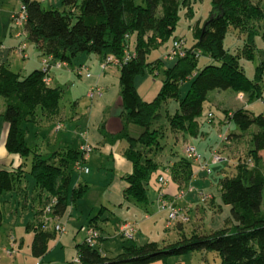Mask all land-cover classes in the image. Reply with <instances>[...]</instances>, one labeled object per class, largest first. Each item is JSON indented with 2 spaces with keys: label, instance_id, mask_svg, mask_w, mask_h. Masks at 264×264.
Masks as SVG:
<instances>
[{
  "label": "trees",
  "instance_id": "obj_1",
  "mask_svg": "<svg viewBox=\"0 0 264 264\" xmlns=\"http://www.w3.org/2000/svg\"><path fill=\"white\" fill-rule=\"evenodd\" d=\"M62 1L63 7L59 8L46 7L42 0H22L27 6L26 31L44 54L58 61L71 62L82 52H96L103 59L113 55L120 60L117 65L120 68L119 103L123 108V127L117 135L128 140L125 154L133 162V170L125 175L128 181L125 197L143 204L149 202L148 185L160 169L168 172L181 189L189 187L195 173L193 157L185 152L168 165L156 159V154L165 148L162 119L165 116L174 131L196 135L199 124L207 120L211 89L244 91L249 101L263 96L264 61L256 66L255 77L250 78L240 58L242 54L250 58L255 56L256 34L263 25L264 0H213L210 16L221 8L220 16L205 30L203 26L195 27L194 46L186 47L185 55L164 66L163 85L152 100H146L140 94L136 77L147 71L154 73L166 64L164 57L149 60L148 55L173 33L180 0ZM230 26L246 33L244 42L234 51L224 44ZM133 34H136L135 50L131 51ZM198 49L212 59L200 69ZM46 74L47 70L40 68L21 74L7 64L0 65V95L6 98L2 116L9 123L6 147L23 158L32 154L30 173L35 179L36 195L41 200L39 220L28 225L34 229L32 252L36 256L48 251L49 241L58 231L48 227L47 223L62 217L69 201H78L90 189L87 182H78L71 189L74 166L85 161L81 147L67 146L43 155L26 139L27 122H37L44 116L61 112L64 88L50 85ZM189 77L191 84L181 96V83ZM170 99L179 101L175 112L169 109ZM214 112L211 122L235 124V127L229 125V130L224 132V146L230 143L229 140H240L250 130L251 145L243 147V151L235 156L233 166L236 170L231 174L226 171L218 182L222 201L230 205L231 215L227 219L234 223L212 228L209 232L200 231L197 226L187 233L186 220L178 219V239L163 245L158 240L141 243L132 239L112 256L96 244L104 238L100 220H106L102 217L106 206H102L98 213L89 216L86 224L98 230L95 243L86 238L78 242L79 260L70 264H148L165 260L169 255L200 249L216 250L221 256L220 264H264V111L256 113L240 106L231 113L225 112L220 119L215 109ZM131 124L140 126L141 131L133 134ZM25 165L24 160L16 167L0 168V201L7 190L27 192V186L23 184ZM54 197L55 202H52ZM48 204L52 207L49 212L46 211ZM1 220L0 206V223Z\"/></svg>",
  "mask_w": 264,
  "mask_h": 264
},
{
  "label": "rangeland",
  "instance_id": "obj_2",
  "mask_svg": "<svg viewBox=\"0 0 264 264\" xmlns=\"http://www.w3.org/2000/svg\"><path fill=\"white\" fill-rule=\"evenodd\" d=\"M54 1V3H52ZM42 0V4L46 7H53V5H57L55 0ZM3 5L5 8H8L10 10L19 11L21 9V0H2ZM180 8L178 11V18L177 23L175 26V29L173 33L170 35V37L162 44H160L158 47H154L148 55L149 60H154L159 57H164V54L168 51V49L173 45V42L175 38H182L185 39V47H191L194 46V42L196 40L195 36V27L196 26H203L207 18L210 16V13L213 9L214 2L213 0H190L189 3L184 2V0H180ZM60 4V3H59ZM15 20V19H14ZM262 27L260 28L259 33L256 34V48L254 57H246L245 55H241V63L244 67L245 72L247 75L251 78L255 77L256 74V66L261 62L264 61V18L262 19ZM246 37L245 32H239L238 29H236L234 26H230L229 30L226 33V36L224 38V44L225 47L230 48L231 51H234L236 46L242 44L244 42V39ZM135 41H136V34H133L131 37V51L135 49ZM185 49V48H184ZM187 49V48H186ZM200 56H199V62H198V69L202 68L205 64H207L209 61H211V57L208 53L198 49ZM83 53V52H82ZM87 54V52H85ZM84 53V54H85ZM81 54V53H80ZM79 54V55H80ZM78 55V57H79ZM170 60H166V64L158 68L155 73H147V76H143L142 80L140 82V91L142 92V96L146 100H152L160 91L163 81H164V66H166ZM94 64L91 63L87 68H84L83 72L78 74V72H74V77H77L78 83L77 88L74 87L73 79L68 77L69 74H64L63 78L60 81V85L64 88V94L61 99V110L63 111V117L65 120H61L63 122V129L61 131H66L68 129H71L72 126H75L77 128V132L75 137L69 140L70 142H74L72 144H78V142L82 139L81 137H87L88 135V118H89V105L92 104V99L87 97L85 94L80 95L81 103L79 106H77L75 102V98L72 96L73 91H84L85 88V81L84 78L88 77L86 76V73L90 71L93 73L95 71ZM72 66L64 65V68L69 69ZM72 69V68H71ZM63 72H61L62 74ZM73 73V72H72ZM191 84V77L189 79L185 80L181 83L180 86V94L181 96H184ZM76 88V89H74ZM80 94V92H79ZM242 95V96H241ZM245 95V94H244ZM0 97H4L0 95ZM208 97L212 103V105H219V107L223 106H230L234 109L237 107L243 106L244 104H247L252 110H255L256 113L264 111V93L263 96L254 100L249 101L248 96H245L243 98V93L240 94V91L235 90L233 88H214L209 91ZM120 94L117 97H114L113 101L111 103L105 104L103 108H101L98 113L95 111L98 116L94 115V117H97L98 119L95 120L92 119V125L91 129L95 130L97 129L100 133H106L107 131H110L112 127H115L117 124L118 118L122 119L121 111L122 107L119 103ZM172 101V102H171ZM179 101L177 99H170L169 104L171 102V109L174 108V103ZM210 101H207V106L211 105ZM214 109V108H213ZM102 112V113H101ZM62 113V112H61ZM101 113V114H99ZM75 116V117H74ZM74 120H73V119ZM71 121V122H70ZM162 122L165 124V136L162 139L163 145L167 150H170L171 148H175L178 144L181 145V142L177 140L176 134L171 130L169 127V123L167 122L166 117L164 116L162 119ZM54 124H56V121H54ZM69 124V128L67 129V126ZM106 124V125H105ZM218 124L211 122L209 120H205V124L203 127H207L209 133L213 131V135L207 138L208 143H212L214 148H209V145L203 148L207 151V159L209 161V165L211 167V172L206 171H199L196 173V175L193 177V190H190L188 187L186 188V194L187 196L184 197L183 200H180L182 205L185 204V206H188L190 202L193 203L190 210H187L186 213L190 216L189 220L185 221V230L187 233L191 232L194 228L198 226V230L203 232H209L213 227H216L217 225H220L223 222H228L229 224H233L234 220L227 219L228 216L231 215L230 205L226 204L222 201L221 192L219 188V180L220 177L227 171L229 174L233 173L236 169L233 166V161L236 159L235 156L239 154V151H243L242 148H246L248 145H251L250 138H249V131L244 133L243 136H241L240 140H233L231 141V147L233 148V151H230V147L226 148L224 146V141L222 137L220 136V133H223L228 131L227 125L217 126ZM46 126V127H45ZM56 127V126H55ZM54 125H44L42 126L43 129H41V136L37 139H34V137L29 134L28 135V142L31 146H37L35 141H38L40 147L39 151L46 155L49 152L53 151L55 148H57L58 144H55V141L58 139V135L60 130H56ZM232 127H235L234 122L232 123ZM255 127V126H253ZM240 130V129H239ZM131 131L133 134H138L141 131V127L133 124L131 127ZM241 131V130H240ZM61 137V135H60ZM203 136H195V140L199 143H201ZM73 140V141H72ZM120 141V140H118ZM178 141V142H177ZM182 141V140H181ZM177 142V143H176ZM86 145V144H85ZM128 145L127 139H122L120 142H114L110 143L109 141H105V143H101L99 148H94L91 152V157L85 162L87 165H89L92 168V172L88 174L86 177L89 180L90 183V189L88 192L84 195L82 198V203L85 206H91L92 202L95 200H99L103 196H112L115 200H118L121 195L115 194V192H112L110 190V185H114L115 181L113 180L112 176V169L108 166H111L107 159V151H105L108 148V151L110 150L111 146L115 148V151L117 153L122 154L123 149ZM215 149H218L220 151V154L224 157H228L227 159H221L219 161H212L210 160V156L212 157V151ZM100 150L104 151V154L100 152ZM119 155V154H118ZM26 161V173L25 177L23 178L24 185H27L30 183L29 190H34V184L35 179L33 175L30 173L31 163H32V154L28 157L24 158ZM101 161H104V163L100 166ZM197 160L194 159V162ZM108 164V166H107ZM1 167V166H0ZM223 167L225 170H223ZM85 171L81 168L75 167L73 169L72 173V187L81 181L82 179V173ZM109 185V187H108ZM201 188L211 190L215 193V200L208 199L202 200V194L198 193L199 190H202ZM197 189V191H196ZM19 192V191H18ZM17 190H7L3 193L2 199L0 201V206L2 210V220L0 223V256L1 254L6 253V248H11V243L14 240L15 237L19 236H25L28 240L34 238V229L29 228L26 229V222H22L24 219L25 221L29 220L30 213L32 212V205L31 203L26 204L24 207L25 199V192H20L18 195ZM200 192V191H199ZM11 194H14L15 196L12 197ZM17 194V195H16ZM28 198V197H27ZM124 198V197H122ZM93 200V201H92ZM124 200V199H123ZM127 200V199H125ZM132 202L134 200H131ZM28 202V201H27ZM69 202H72L70 200ZM134 201L133 204L143 206L140 204V202ZM116 203V204H115ZM108 204V208L104 213L103 218H106L107 216L110 217L112 220V225L109 226L108 229H105L106 232L104 234H107L108 231H112L113 234L116 233L115 236H109L107 238L103 239V242H105L104 249H108L106 252L109 253V255H117L121 250V245L123 243V240L125 239V242L131 241L133 239V236H126L123 235L120 231V226L118 227L117 221L119 220V216L116 215L114 217L113 210L117 214L121 213L124 218H135L136 212H126V208L120 209L121 203L119 201ZM221 203V204H220ZM106 204V203H105ZM101 204L97 207L95 206V210L92 212V215L97 213L99 211ZM18 208V209H16ZM185 208V207H184ZM155 217L150 219L146 224H144L143 229L139 230L138 234H135V238L138 242H144L148 239L152 240H158L161 245L164 243H167L169 241H174L180 237V231L175 226L177 219H174L171 224V228L167 229L166 223L168 217L166 216V211L168 210L164 209V212H157L156 208L151 209ZM76 212H79L80 214H77ZM88 212V211H87ZM36 215V214H35ZM18 217V219L21 221L22 225L16 226L14 221ZM35 218V217H34ZM33 218V219H34ZM88 218L87 213H81L80 210H77L75 208V213L71 216V221H78V224L81 226L82 224H86ZM36 221V219L34 220ZM105 221V220H104ZM103 220H100V223L102 224ZM104 227H106V224H103ZM83 230L85 231V226L83 227ZM119 230V232H118ZM86 232V231H85ZM130 238V239H129ZM101 240H98L96 244L101 247L100 244ZM102 249V250H104ZM104 251V252H105ZM5 256H3L4 258ZM221 262V256L216 250H192L180 254H173L169 255L167 259H159L156 261H153L148 264H220Z\"/></svg>",
  "mask_w": 264,
  "mask_h": 264
},
{
  "label": "crops",
  "instance_id": "obj_3",
  "mask_svg": "<svg viewBox=\"0 0 264 264\" xmlns=\"http://www.w3.org/2000/svg\"><path fill=\"white\" fill-rule=\"evenodd\" d=\"M53 1V0H52ZM57 5H53L54 7H63V1L62 0H55ZM54 3V1L52 2ZM60 3V4H59ZM21 5H22V0H21ZM17 11L15 10H10L8 8H5L3 5L2 0H0V65L1 64H7L11 69L18 71L21 74H27L33 69H44V64L43 60L48 56L43 53L41 48L32 40L29 39L26 27H25V22H18L14 20V13ZM131 49V45H130ZM135 49H133L134 51ZM83 52L73 58L71 62H66L63 61L61 62L60 65L57 63L59 62L58 60H55L51 55L49 57L51 66L47 70L46 78L47 82L52 85V86H62L60 85V81L63 78L64 74H69L68 77L73 79V84L74 87L77 88V83L78 80L77 77H74V72H78L80 74V67L85 66L88 67L91 63H93L95 67V71L91 73L90 76L85 77L84 81L86 83L84 91H73L72 96L75 98V104L77 106L80 105L81 100H80V95L85 94L87 97L92 99V104L89 105V111H90V116L88 118V135L87 137H81L82 139L78 142V144H72L74 142H70L72 138L75 137L77 132V128L75 126H72L71 129H68L70 126L68 124L66 131H61L63 128V122L61 120H65L63 117V111L57 115H51V116H44L41 120H38L37 122H27L26 126L27 131H26V139L28 141V135L31 134L34 139H37L41 136V129L42 126L44 125H49L52 123L54 125L56 130H60L61 133L58 135L57 141H55V144H58L56 149L59 148H65L67 146H72V147H82L85 144H89L92 146V150L90 151V155L88 159L91 157V152L93 151L94 148H99L100 144L105 141H109L111 144L114 142H120L124 138L118 137L119 131H121L123 127V121L121 118H118L117 124L115 127H112L110 131H107L106 133H100L97 129L92 130L91 125H92V119L94 118L97 120V117H94V115L98 116V111L103 108L105 104L111 103L114 99V97L119 96L120 94V68L118 65L111 64L106 68H103L102 63H103V56L100 55L99 53L96 52H87V54ZM173 61V60H172ZM169 61V64H171ZM64 65L72 66L69 69L64 68ZM156 71V70H155ZM61 72H63L61 74ZM73 72V73H72ZM76 72V73H77ZM147 73H153L151 71H147L144 74L138 75L136 77V85L138 87V90L140 94L142 95V92L140 91V82L142 80L143 76H147ZM155 73V72H154ZM247 74V73H246ZM87 76V75H86ZM251 78V77H250ZM63 87V86H62ZM74 88V89H76ZM94 92L92 93V91ZM80 92V94H79ZM243 93V98L245 96H248L244 91H240V94ZM245 94V95H244ZM120 99V98H119ZM210 101V99H209ZM120 102V100H119ZM172 102V101H171ZM171 102L169 104V109L171 112H175L178 107L179 103L176 101L174 103V108L171 109ZM211 103V101H210ZM6 106V98L5 97H0V166L1 167H16L20 165L23 161L24 158L16 152H10L7 147H6V138L8 134V129H9V123L4 120L2 113L5 109ZM243 106H246L250 108L247 104H244ZM215 109L217 118H223L225 116V112L231 113L234 108L230 106H223L219 107V105H208V109ZM96 109V112L93 111ZM251 109V108H250ZM252 110V109H251ZM255 111V110H253ZM256 112V111H255ZM102 113V112H101ZM99 113V114H101ZM75 117V116H74ZM73 119V118H72ZM74 120V119H73ZM54 121H56V124H54ZM71 122V121H70ZM205 123L199 124V128L197 131L196 135H193L188 132H177L172 130L177 137V140L181 142V145L179 146L178 144L176 145L175 148H172L170 150H167L166 148H163V150L159 151L156 154V159L160 160L163 162V164H169L173 162L175 159L178 158V155L184 154L185 153V147L187 143L189 142H195L199 151L202 153V158L201 159H196L197 161L194 162V169L195 173L193 177L196 175L197 172L199 171H208L207 167L209 165V161L207 159V151L206 149L204 150L203 148L209 145V148H214L212 143H208L207 138L212 136L213 131L209 133L207 127H203ZM216 124V123H215ZM218 124V123H217ZM220 124L222 125H229L232 126L231 122H221ZM220 124L217 126L219 127ZM106 125V124H105ZM133 124H131L130 129ZM46 127V126H45ZM61 135V137H60ZM203 136L201 143L197 142L195 140V136ZM120 140V141H118ZM182 140V141H181ZM73 141V140H72ZM177 141V142H178ZM38 141H35L36 147H40ZM176 142V143H177ZM230 143L231 140H229ZM29 143V142H28ZM230 143L227 146L223 147H230V151L233 150V148L230 146ZM127 147V146H126ZM125 147V148H126ZM125 148L123 149L122 154L117 153L115 151V148L111 146L110 150L108 151V148L105 150L107 151V159L108 162L110 163L111 166H107L112 169V176L113 180L115 181V184L110 185V190L112 192H115V194L121 195L118 200H115L111 195L110 196H103L99 200H95L92 202L91 206H85L82 203V198H80L76 202H69L68 208L66 213L60 217V218H55L51 219L47 225L51 229L56 228V224L59 222L62 223V225L65 227L63 231L58 230L56 235L52 237L49 241V249L48 251L42 255V256H36L32 252V242L33 238L28 240L25 236H19L15 237L14 240L11 243V248H6V253L1 254L0 256V264H70L72 261H76L78 257V248H77V243L80 241H83L86 236L87 232L83 230V227L86 226L88 223L89 216H92V212L95 210V206L97 207L101 204L100 208L102 206H106V210H109L108 204L115 203L119 201L121 203L120 209H123L124 207L126 208V212H136L135 218H124L121 213L117 214L115 210H113L114 217L118 215L120 218L117 221L118 227L122 225L123 222L125 221H130L133 222L136 226L135 231L133 233V239L135 238V234L139 233V230L143 229L144 224L148 222L150 219L155 217L157 214H153L152 210L153 208H156L157 212H164L166 211V216L168 217L169 212H170V206H175L178 207L179 209H182V212H184L187 216L188 213H186L187 210H190L193 203L190 202L188 206L182 205L180 200H183L184 197L187 196L186 194V188L181 189L178 185L177 182H175L170 174L166 171L159 170L156 171L153 176L150 179L149 185H148V195H149V202L146 204L140 203L143 206L133 204L134 201L132 202L130 199H127L125 197V188L128 185V181L125 179V175L130 173L133 170V162L126 156L125 154ZM102 154H104L103 150H100ZM119 154V155H118ZM87 159V160H88ZM211 160V156H210ZM104 163V161H101L100 166ZM207 163V167H203V164ZM87 165V164H86ZM89 166V165H88ZM0 167V168H1ZM211 168V167H210ZM92 172V168L89 166V170L85 171L82 173V179L79 182H87L89 183L88 178L86 177L88 174ZM211 172V171H210ZM166 175L169 179H167L164 182H161L159 180L160 175ZM193 179V178H192ZM24 184V182H23ZM77 184V183H76ZM75 184V185H76ZM90 184V183H89ZM72 185V181H71ZM27 192L25 193V202H24V207L26 204L29 202L31 203L33 209L32 212L30 213V218L29 220L25 221V219L22 222H26V229L28 230L30 227L28 226L31 222H33L35 219L36 221L39 220V210L41 208V200H39L37 194V189L34 188V190H29L30 183L27 185ZM91 187V186H90ZM109 187V185H108ZM193 180H191V183L189 185V189L193 190ZM220 188V187H219ZM202 190H199L197 194L201 193L202 194V200H215V193L211 190L201 188ZM184 190V193L181 194V191ZM197 191V189H196ZM18 192V191H17ZM221 192V191H220ZM20 192H18V195ZM17 195V194H16ZM21 195V194H20ZM12 197H14V194H11ZM28 197V198H27ZM124 197V198H122ZM205 198V199H204ZM124 199V200H123ZM127 199V200H125ZM165 199L167 201V206H164L162 203V200ZM28 201V202H27ZM29 203V204H30ZM106 203V204H105ZM116 204V203H115ZM221 204V203H220ZM185 207V208H184ZM75 208L77 210H80L81 213H87L88 218L86 224H82L81 226L78 224V221H71V216L75 213ZM99 208V210H100ZM18 209V208H16ZM105 210V211H106ZM88 211V212H87ZM105 211L102 213V216H104ZM99 212V211H98ZM97 212V213H98ZM77 214H80L79 212H76ZM36 214V215H35ZM96 214V213H95ZM94 215V214H93ZM35 217V218H34ZM34 218V219H33ZM190 219V216H189ZM113 220V219H112ZM112 220L110 219L109 216L106 217V220L102 222V234L104 235V238L111 237L117 235L116 233L113 234L112 231H108L107 234H104L105 229H108L110 225H112ZM168 220V219H167ZM178 220V219H177ZM16 226H21L22 223L16 217L14 221ZM106 224V227L103 226V224ZM173 223V222H172ZM171 223V224H172ZM171 224H168V221L166 223V226L169 225L168 227L171 228ZM177 224V223H176ZM175 224V226H176ZM228 224V222H223L220 225H217L216 227L213 228H218L221 226H224ZM174 225V223H173ZM185 226V222H184ZM200 226V225H197ZM196 226V227H197ZM168 228V229H169ZM119 232V230H118ZM101 239L100 244L102 245V249L105 247V242H103V239ZM136 240V239H134ZM152 240V239H148ZM137 241V240H136ZM125 243V239L123 240V243L121 245V250L123 248V245ZM107 251L108 249H104L103 251ZM120 250V251H121ZM109 254L108 252H106ZM3 256H5L3 258Z\"/></svg>",
  "mask_w": 264,
  "mask_h": 264
},
{
  "label": "built area",
  "instance_id": "obj_4",
  "mask_svg": "<svg viewBox=\"0 0 264 264\" xmlns=\"http://www.w3.org/2000/svg\"><path fill=\"white\" fill-rule=\"evenodd\" d=\"M14 18L16 21L18 22H25L27 19V6L25 3H22L21 5V9L19 11H17L16 13H14ZM185 48V49H184ZM186 47H185V39L182 38H175L173 45L168 49V51L164 54V58L166 60H174L176 59L178 56H183L186 54ZM50 55H48L44 60H43V64H44V69L48 70L49 67L51 66L50 63V59H49ZM62 61H59L57 64L60 65ZM120 62V60L118 58H116L113 55H109L107 56L105 59H103V63L102 66L103 68L108 67L111 64H118ZM84 68H87L85 66H81L79 71L80 73L83 72ZM87 76L91 75V72L88 71L86 73ZM47 80V78H46ZM94 92V90L92 91V93ZM242 96V95H241ZM215 116V112L214 109H209V111L206 114V119L211 121L213 119V117ZM220 136L223 138H225V135L223 133H220ZM84 150V159L85 161L83 163L78 162L77 167L81 168L84 171H88L89 170V166L86 165V161L90 155V151L92 150V146L89 144L83 145L81 147ZM185 152L188 156L193 157L194 159H201L202 158V153L199 151L197 145L195 142H189L187 143L186 147H185ZM221 159H225L222 154H220V151L218 149H215L214 151H212V157L211 160L214 162L219 161ZM207 163L203 164V167H207L206 166ZM207 169L209 170V172L211 171L210 167H207ZM167 179H169L166 175L162 174L159 176V180L161 182L166 181ZM184 193V190L181 191V194ZM52 202H55V197L53 198ZM162 203L164 206H167V201L165 199L162 200ZM51 204H48L46 206V211H51ZM174 219H182V220H188L189 216H187L184 212H182V209H179L178 207H173L170 206V212L168 215V224H171L172 221ZM56 228L60 231L64 230V226L62 225V223L58 222L56 224ZM135 224L133 222L130 221H125L122 223L121 227H120V231L122 232L123 235L126 236H133V233L135 231ZM85 230L87 232V236L86 239L90 242V243H95L97 236H98V230L95 227L92 226H85ZM77 260H79V258L77 257Z\"/></svg>",
  "mask_w": 264,
  "mask_h": 264
},
{
  "label": "water",
  "instance_id": "obj_5",
  "mask_svg": "<svg viewBox=\"0 0 264 264\" xmlns=\"http://www.w3.org/2000/svg\"><path fill=\"white\" fill-rule=\"evenodd\" d=\"M221 14V8H218L215 12H213V14L205 21L204 25H203V30H205L211 23L212 21L219 17Z\"/></svg>",
  "mask_w": 264,
  "mask_h": 264
}]
</instances>
